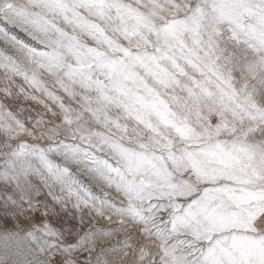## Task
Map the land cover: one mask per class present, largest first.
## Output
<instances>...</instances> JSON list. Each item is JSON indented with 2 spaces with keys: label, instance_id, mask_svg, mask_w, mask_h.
I'll list each match as a JSON object with an SVG mask.
<instances>
[{
  "label": "snow or ice",
  "instance_id": "obj_1",
  "mask_svg": "<svg viewBox=\"0 0 264 264\" xmlns=\"http://www.w3.org/2000/svg\"><path fill=\"white\" fill-rule=\"evenodd\" d=\"M0 43V264H264V0H0Z\"/></svg>",
  "mask_w": 264,
  "mask_h": 264
},
{
  "label": "rangeland",
  "instance_id": "obj_2",
  "mask_svg": "<svg viewBox=\"0 0 264 264\" xmlns=\"http://www.w3.org/2000/svg\"><path fill=\"white\" fill-rule=\"evenodd\" d=\"M0 47H3V44L0 43ZM11 51V49H9ZM21 83L19 80H17V84ZM5 87L3 78H2V73H0V89H3ZM62 95V93H61ZM0 96H2V92H0ZM67 102V100H66ZM9 103H11L13 105V107H15L17 104H19L20 106L24 107L25 109H31L32 111V115L35 116V112L39 111V112H44L45 110L43 109L42 106H38L35 102L32 101H27V102H12L10 101ZM25 115H27V112L25 113ZM46 119H51L50 116L46 117ZM57 122H59L57 120ZM2 138V137H0ZM30 143H47L46 141H31L29 140ZM54 159H59L58 157H54ZM73 171L75 172V174L79 177V179H81L85 184L89 185V187L92 188V190L98 194L102 193L100 192V188H98L96 186V184L90 180L88 178V175H83L80 172H77L75 170V168H73ZM107 191L110 192V198L114 199L116 203H120L121 200H123V196L120 194H117L115 192L114 189H106ZM93 227H106V228H110L113 227V224H110L107 220H104L102 218H98L97 221L95 222V224L92 225ZM19 230V229H17ZM138 232V229H137ZM2 233H3V229L0 228V237H2ZM123 234H119L114 236L112 239L110 240H101L98 242V247H97V251L99 250L100 247H107L110 244L116 243L117 241H119L120 236H122ZM149 244L151 243L150 241L148 242ZM17 245L16 242H9V253H8V259L6 261V264H22V261L27 258V259H31L30 256L26 257L25 255H21V256H16L14 255V252L16 251ZM27 242L25 241H20V251L22 253H26L27 252ZM5 257V252H4V241L2 238H0V260H3ZM108 259L113 261V264H121V260L122 259H127V257L123 256V252L122 251H117L116 253L111 254Z\"/></svg>",
  "mask_w": 264,
  "mask_h": 264
}]
</instances>
